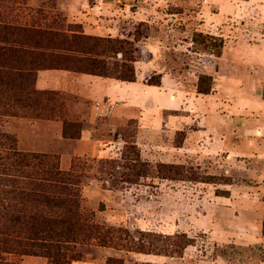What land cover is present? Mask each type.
<instances>
[{"label":"rangeland","instance_id":"374dc122","mask_svg":"<svg viewBox=\"0 0 264 264\" xmlns=\"http://www.w3.org/2000/svg\"><path fill=\"white\" fill-rule=\"evenodd\" d=\"M4 26L50 33L24 49L62 65L23 85L17 69L0 80V155L57 158L59 181L29 185L105 230H79L61 249L71 264H264V197L253 188L264 185V0H0ZM74 35L115 41L103 51L114 74L103 78L115 80L126 72L117 41L131 43L119 50L132 51L136 88L110 102L38 89L41 70H84L66 42ZM213 94L226 102L218 114ZM7 262L50 264L0 251Z\"/></svg>","mask_w":264,"mask_h":264},{"label":"trees","instance_id":"16d2710c","mask_svg":"<svg viewBox=\"0 0 264 264\" xmlns=\"http://www.w3.org/2000/svg\"><path fill=\"white\" fill-rule=\"evenodd\" d=\"M49 34L39 29L0 27V43L5 44L0 46V80L6 81L12 75L10 72L17 69L19 72L16 74L18 76L16 80L23 85V81L29 80L35 70L61 67L62 65L56 63L54 65L44 64L47 57L42 61L41 53L37 54L35 51L29 53L24 49V45L27 44L33 47L50 44L45 38ZM13 37H17V42L14 41L13 44L18 43V45L11 43ZM70 39L66 42L74 45L73 51L78 54V57L74 58V61H78L75 63L84 66V70L75 67V71L100 77H113L114 74L109 71L107 56L103 51L109 48L112 51L116 46L115 41L110 38H94L84 35H74ZM124 44L131 45L128 41H117L119 46L114 51H120L119 53L123 55L124 62L121 67L126 72L115 76V78L122 82H135V72L129 65L134 61L131 56L132 51L119 50L124 48ZM23 55L35 60L27 63ZM11 62L17 66H11ZM116 65L119 64L116 63ZM6 69H8L7 73H5ZM16 80L13 78V81ZM199 89L200 93H209ZM30 94L33 92L28 95ZM78 126L80 127V125ZM60 175L62 172L55 157L15 152L8 161L0 155V180L6 182L7 186L9 184L11 186L0 189V227L4 228L0 230V245L5 247L0 250L1 252L44 256L50 260V264H71L74 258L63 254L61 249L65 248V245L77 243L76 239L81 236L78 233L79 230L88 228L93 232H105L100 227L80 220L79 214L73 212L67 202L56 194L34 189L26 180L34 178V176H41L45 180L59 181L58 176ZM18 177L21 179H17ZM11 201H16V203ZM9 228L15 229L14 232H11ZM187 246L189 244L185 247ZM140 250L141 253L145 251L144 248H140Z\"/></svg>","mask_w":264,"mask_h":264},{"label":"crops","instance_id":"0c3cea01","mask_svg":"<svg viewBox=\"0 0 264 264\" xmlns=\"http://www.w3.org/2000/svg\"><path fill=\"white\" fill-rule=\"evenodd\" d=\"M136 84H137L136 82L127 83L115 79L99 77L96 75L85 74V73H73L70 71H63L57 69L39 71L36 81V87L40 90L59 88L65 91L75 92L81 99H88L99 102L117 101L120 97L126 96V93H128L129 90L136 88L135 87ZM220 95L213 94V95L205 96L206 97L205 99H211L210 101H212L214 106V114H218V111L221 109V108L219 109L218 102H222V105H226V102L217 100L220 99L219 98ZM210 97H212L213 100ZM220 97H223V95ZM228 103L230 104V102ZM229 107L232 106L230 105ZM205 111H209V109ZM84 136L86 137V135ZM253 188H255V192H256L255 197H257L258 200L259 197L261 198L264 197V185L263 186L256 185V187ZM235 192L236 191H232L231 198L233 199H236L238 197L239 198L241 197L243 200L249 199L250 197L254 198L253 193L244 192L237 195ZM258 229H259L258 234L260 236L256 237V240L264 242V237L261 236L262 225H260ZM245 238L248 241L250 239V236H245ZM248 243H250V241Z\"/></svg>","mask_w":264,"mask_h":264}]
</instances>
